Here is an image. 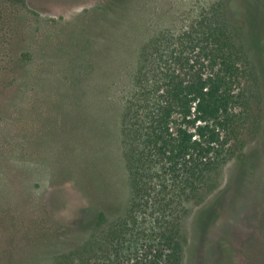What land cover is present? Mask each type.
Instances as JSON below:
<instances>
[{
  "label": "rangeland",
  "instance_id": "1",
  "mask_svg": "<svg viewBox=\"0 0 264 264\" xmlns=\"http://www.w3.org/2000/svg\"><path fill=\"white\" fill-rule=\"evenodd\" d=\"M220 5L254 66L234 87L225 155L246 147L192 206L183 264H264V0H0V264H51L85 220L122 215L141 53Z\"/></svg>",
  "mask_w": 264,
  "mask_h": 264
},
{
  "label": "trees",
  "instance_id": "2",
  "mask_svg": "<svg viewBox=\"0 0 264 264\" xmlns=\"http://www.w3.org/2000/svg\"><path fill=\"white\" fill-rule=\"evenodd\" d=\"M218 8L142 51L123 114L130 201L112 221L102 211L85 220V240L51 264H183L192 206L206 208L215 174L246 147L231 144L225 155L237 118L234 87L254 66L245 38Z\"/></svg>",
  "mask_w": 264,
  "mask_h": 264
}]
</instances>
